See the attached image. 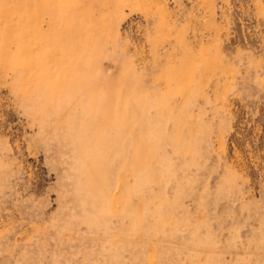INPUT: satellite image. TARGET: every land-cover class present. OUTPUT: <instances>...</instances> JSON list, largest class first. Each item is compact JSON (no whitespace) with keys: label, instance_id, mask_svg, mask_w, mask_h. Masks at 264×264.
<instances>
[{"label":"rangeland","instance_id":"rangeland-1","mask_svg":"<svg viewBox=\"0 0 264 264\" xmlns=\"http://www.w3.org/2000/svg\"><path fill=\"white\" fill-rule=\"evenodd\" d=\"M0 264H264V0H0Z\"/></svg>","mask_w":264,"mask_h":264}]
</instances>
